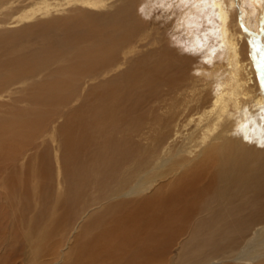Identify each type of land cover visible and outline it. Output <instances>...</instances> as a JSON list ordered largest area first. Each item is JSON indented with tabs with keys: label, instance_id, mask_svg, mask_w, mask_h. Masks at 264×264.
Here are the masks:
<instances>
[{
	"label": "bare ground",
	"instance_id": "bare-ground-1",
	"mask_svg": "<svg viewBox=\"0 0 264 264\" xmlns=\"http://www.w3.org/2000/svg\"><path fill=\"white\" fill-rule=\"evenodd\" d=\"M114 1L39 0L0 33V197L30 182L40 200L27 264H264V0L177 1L221 69L201 87L165 50L126 69L147 37L137 2ZM73 8L86 13L48 18ZM70 231L84 235L65 244ZM1 245L3 264L16 253Z\"/></svg>",
	"mask_w": 264,
	"mask_h": 264
},
{
	"label": "rangeland",
	"instance_id": "rangeland-1",
	"mask_svg": "<svg viewBox=\"0 0 264 264\" xmlns=\"http://www.w3.org/2000/svg\"><path fill=\"white\" fill-rule=\"evenodd\" d=\"M36 1H39V0H0V33L13 34V33H16L17 31L19 32V30L23 28V25L16 26V24L14 23L15 17L22 10H24L25 8H27L28 6H30L32 3ZM53 1L54 0H52V2ZM132 1L133 0H122V1L116 0L113 3L114 7L110 11L113 13L116 10H119V8H122L123 6H125L126 4ZM135 1L137 2V5L135 7L136 17L143 23V26H144L143 35H146L147 38L145 39L144 42H142L139 45L137 52L129 56L127 65L125 66L126 69L127 68L129 69L131 66H133L136 60H140V58L142 59L143 57L148 56L154 51L165 50L170 55H172L174 58H178V59L184 58L188 60L186 62L188 63V66H187L188 68L184 66L183 69L185 70H183V73L186 76L188 75L187 77L190 76L189 79L192 78V79L198 80V83H197L198 87L200 85L202 86L203 84H205V82L210 83L209 78L211 77V75L215 79L218 78L217 75L219 74V71H221V69L217 70V68L214 67L215 63L212 65L209 64V63H213V61L210 60L211 58H207L208 54L206 52H203V50H200V48L198 47H197L198 49H195V48L193 49V43L191 42L192 40L191 38L195 35L193 32H192L193 34L190 35L191 29L189 33H187V31L184 30V26H183L184 21H185L184 13L186 12L187 9L185 7L183 9L182 7L179 6L177 1L180 2V0H171V2L169 0H158V1L157 0H135ZM147 5L150 6V8L148 9L149 11L146 10ZM242 9L246 10L245 7H243ZM68 10L69 11L61 13V14L49 16L48 18L53 17L57 19V18L75 17V16L83 15L81 13H86L84 12V10L79 9V8L77 9L73 8V9H68ZM35 21L34 23L39 22V21H36V22ZM251 32L253 33L254 31H251ZM257 32L261 33V31H257ZM246 40L249 44L251 43L250 41L251 39L247 38ZM261 44L264 46V39L261 41ZM205 58H207L210 61H208ZM206 60L208 63L206 62ZM221 65H222L221 63H218V66H221ZM212 71L213 72L215 71L217 75L214 76L213 73L210 74ZM189 81L191 82L192 80H189ZM98 83H99V80L95 82V85H98ZM231 113H233V115L236 114L235 116H237V113H235L233 109ZM51 152H50V157L52 155V162H54L56 153L52 152L51 154ZM185 155H188V154H185ZM169 157H170L169 163L166 165L165 168H171L178 161H180L179 157L174 154L170 155ZM166 183H168L167 179L161 180L160 183L157 184V186L164 185ZM2 185L4 187V184ZM24 185L25 183L18 184V195L17 196L8 198V195H6L4 196V198L0 197V227L3 229V230L0 229V231H2V233L0 234V243L2 244L1 246H3V249H5L4 251H6V249L7 251L12 249L13 252L16 253V255H13V254L11 255V258H12L11 261H10V257L6 253V256L2 258L4 261L3 264H27V261L29 260L27 256L25 255L27 253V250L24 245L25 241L27 240V237L25 240V236L27 235V233L29 234L30 227L34 225L32 223L34 219L36 218L37 213L39 212V209H40L39 201L40 200L39 198H36L34 196L35 194L38 195L37 189H36V192L33 191V185L35 184L30 183V182L26 183L25 185L27 188L26 191L29 194V200H28L29 205H27V210L24 211L25 202L22 200L23 198L21 197L22 195L21 192H23V190L25 191ZM61 190L63 189L59 183L57 182L53 183L52 185L53 202L50 207L51 209L46 211V215L48 218L46 219L47 221L43 222V226L46 225L45 224L46 222L52 221L51 219L57 220L56 217L58 216V214H60L61 210H58V208L56 209V205H57L56 202L58 200L59 204H62L64 201V196H65V195L63 196ZM148 193H150V191L146 190L141 195L130 196V197H127L125 199L123 198V199L126 201L138 200V199H142ZM9 201H10V206L8 205ZM96 212H97V216L95 219L91 220L90 218H87L81 221V223L87 222L90 226L91 231L97 230L98 218L101 215H104L106 213V211H102L100 207L97 208ZM22 213L24 215H22ZM106 222L107 221L105 220H101L99 221L98 226L106 227L107 226ZM60 225L65 226L66 224L61 223ZM64 235L67 236L68 238L64 242L65 244H67L71 242V239L73 238H74L73 239L74 241V240H77L79 237H83L84 233L82 234L74 233L73 234V231H70V232H66ZM8 236H10L11 238ZM6 239H8L9 242ZM40 239H41L40 235H37L34 238L33 242L36 244L38 243V240ZM11 240L13 241V243L11 242ZM17 240L19 241L17 242ZM14 241L16 244L14 243ZM20 244L24 246H21ZM161 259L163 261L160 260V264H163V263L165 264L166 261H167L166 264H168L170 263L171 261L170 259L172 258L163 257ZM35 260L37 261L38 259H35Z\"/></svg>",
	"mask_w": 264,
	"mask_h": 264
}]
</instances>
